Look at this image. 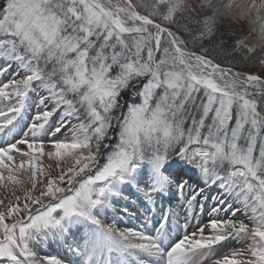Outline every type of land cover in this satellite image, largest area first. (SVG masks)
Here are the masks:
<instances>
[{"label": "snow or ice", "instance_id": "obj_1", "mask_svg": "<svg viewBox=\"0 0 264 264\" xmlns=\"http://www.w3.org/2000/svg\"><path fill=\"white\" fill-rule=\"evenodd\" d=\"M0 187V264H264V0H0Z\"/></svg>", "mask_w": 264, "mask_h": 264}, {"label": "rangeland", "instance_id": "obj_2", "mask_svg": "<svg viewBox=\"0 0 264 264\" xmlns=\"http://www.w3.org/2000/svg\"><path fill=\"white\" fill-rule=\"evenodd\" d=\"M257 2H259V0H257ZM247 34V32H245V35ZM252 66H251V64H249V68H251ZM129 101H131V99H129ZM46 150H50V149H46ZM49 163H53V168L55 167V165H54V162H51V161H48L47 159H45V167L47 168V165L49 164ZM193 173V172H192ZM185 180H189V181H193V183H194V180H193V178L190 176V175H186V178H185ZM6 195V193H5V190L2 188V187H0V197H3V196H5ZM210 212V209L208 210V211H206L205 212V214H208ZM205 214H204V216H205ZM118 218H120V219H124L125 220V216H120V217H118ZM208 218V217H207ZM205 220V219H204ZM207 220V219H206ZM193 222H195V221H193ZM201 222H203V221H201ZM145 228H146V226H144V230H145ZM193 231H194V229H193ZM230 244L228 245V246H224L223 245V247H221L220 248V254L219 255H221V254H227V252L228 251H230L232 248H234V247H238L239 245H237L236 244V242L235 241H231V242H229ZM60 244H56L55 242H53V241H45V242H42V243H40L38 246H37V248H36V251H37V254L38 255H40V256H42L41 255V253L43 252V253H47L48 251H51L52 253L55 251V247H57V246H59ZM44 251H46V252H44ZM219 255H218V257H219ZM44 256V255H43ZM217 257V258H218ZM206 262V261H205ZM206 264H209V263H206ZM211 264V263H210Z\"/></svg>", "mask_w": 264, "mask_h": 264}, {"label": "trees", "instance_id": "obj_3", "mask_svg": "<svg viewBox=\"0 0 264 264\" xmlns=\"http://www.w3.org/2000/svg\"><path fill=\"white\" fill-rule=\"evenodd\" d=\"M225 40H226V42H227L228 44H231V43H232V41L228 40L227 37H225ZM204 46H205V47H208L209 49H211V48L213 47V41H212V40H207V41L205 42ZM220 59H221V60H224L223 55L220 56Z\"/></svg>", "mask_w": 264, "mask_h": 264}, {"label": "bare ground", "instance_id": "obj_4", "mask_svg": "<svg viewBox=\"0 0 264 264\" xmlns=\"http://www.w3.org/2000/svg\"><path fill=\"white\" fill-rule=\"evenodd\" d=\"M46 252V251H45ZM204 264H206V262H204Z\"/></svg>", "mask_w": 264, "mask_h": 264}]
</instances>
